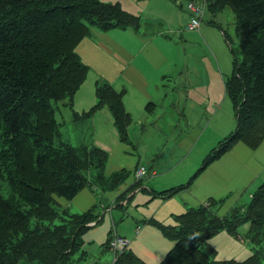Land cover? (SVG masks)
<instances>
[{
  "label": "trees",
  "instance_id": "obj_1",
  "mask_svg": "<svg viewBox=\"0 0 264 264\" xmlns=\"http://www.w3.org/2000/svg\"><path fill=\"white\" fill-rule=\"evenodd\" d=\"M170 1L177 6L176 0ZM189 3L201 7L197 29L189 30V13V31L198 32L206 11L216 16L230 9L235 16L242 58L230 50L232 71L223 87L235 113L236 130L210 150L185 184L151 191L152 198H171L187 189L237 142L255 149L264 141V0H188L186 6ZM141 27L140 16L126 11L120 1L0 0V264H75L85 258L83 236L101 220L97 205L70 213L57 208L56 198L70 201L84 188L96 196L113 192L128 179L129 171L106 175V151L93 144L74 147L63 142L53 103L65 102L72 109L73 97L89 71L76 47L91 30L138 32ZM122 97V91L98 82L96 102L81 117L91 118L106 107L119 142L132 145L131 117ZM154 107L148 103L145 109L151 113ZM140 183L136 180L115 203H127ZM223 201L209 199L189 207L172 216L173 224L148 220L173 242L157 264H264L263 249L242 261H217L208 244L221 231L236 238L245 224L247 240L257 246L264 242V181L248 204L220 217L216 211ZM112 264L147 263L127 247Z\"/></svg>",
  "mask_w": 264,
  "mask_h": 264
},
{
  "label": "crops",
  "instance_id": "obj_2",
  "mask_svg": "<svg viewBox=\"0 0 264 264\" xmlns=\"http://www.w3.org/2000/svg\"><path fill=\"white\" fill-rule=\"evenodd\" d=\"M176 2L177 6L182 8L184 3L180 0ZM123 5L126 11L140 16L134 12L131 3L126 1ZM188 23L189 20L187 25ZM175 29L176 27L169 25L167 33L177 37ZM198 32L200 35L201 30ZM165 33L164 30L155 31L153 28L149 30L140 28L138 32L91 30L86 38L93 39L94 45L86 47V59L82 58L81 61L89 69L86 81L89 79L90 82L87 84L93 88L88 92L89 96L84 99L78 97L79 108H76V112L90 109L95 104L94 91L98 82L111 85L117 92L122 91L124 109L131 117L128 133L132 145L119 142L112 116L106 107L88 118L89 136H93L91 143L108 153L105 172L108 170L110 175L121 169H130L133 165L145 166L147 172L154 177L145 180L144 183L141 182L135 194H141L138 204L146 206V211L149 210L150 204L159 200L157 206L168 207L167 212L160 216L170 217L185 212L189 207L204 204L209 199H224L216 211L217 215L222 217L233 207L248 204H243L240 200L246 193L249 202L253 187L257 183L259 186L264 178V141L255 149L249 148L244 142H237L201 172L187 189L171 198H152L151 191L161 192L185 184L203 161V155L225 135V130L234 129V113L230 102L224 96L222 72H219L218 61L212 58L214 55L211 56V63L210 55L203 57L206 62L204 66L201 63L202 59L196 57L191 59L186 53L184 55L181 51L172 49L178 47L176 45L178 42L169 40ZM182 35H185L184 41L189 45L199 44L205 39L191 33ZM195 60L198 65L194 63ZM93 61L95 64H92ZM81 88L77 90L73 100ZM225 102L228 103L224 108ZM148 103L155 106L151 113L145 109ZM190 123H195L193 128H197L198 131L189 141H183L184 136L190 137L187 131ZM168 140H171L170 147L166 144ZM162 146L164 147L160 148ZM165 150V155L160 157L159 153ZM192 154L195 155V160L189 163L186 160ZM127 159L130 160L129 166H125L128 165ZM130 186L128 185L127 189ZM140 191L141 193H137ZM96 202L97 196L84 188L72 200L60 201V204L64 208L68 209L70 205L76 211L84 212ZM127 203L124 202L122 205ZM153 211L151 216L142 214L138 217L146 223L155 217L156 221L161 222ZM142 232L136 231L137 236ZM163 242L166 248L172 244L170 241ZM142 251L144 260L140 259L147 264H153L152 261L159 259L152 254L154 252L152 248H142Z\"/></svg>",
  "mask_w": 264,
  "mask_h": 264
},
{
  "label": "rangeland",
  "instance_id": "obj_3",
  "mask_svg": "<svg viewBox=\"0 0 264 264\" xmlns=\"http://www.w3.org/2000/svg\"><path fill=\"white\" fill-rule=\"evenodd\" d=\"M100 1L107 3L120 1L122 2V4H125V2L127 1L131 3V5L133 6L134 12L140 14V18L143 23L141 28L147 30H149V28H153L155 31L164 30L166 32L165 36H167L169 40H172L175 43L178 42L176 43V45H178L179 48L178 47L172 48V49H176L175 51L178 52L179 50L183 54L186 53V55L188 57H191V59L193 57L202 59L201 63L204 66L206 65L205 59L203 58L204 56L210 55L209 56L210 63L212 58L216 59L219 63V70H220L219 72H222V84L224 79H226L232 71V54L230 50L233 49L235 56L239 60H241L242 58L240 53L239 40L236 36L235 16L230 9H224L220 11L216 16H212L211 14H209L208 11L204 12L202 25L200 28L201 33L199 35L198 32L189 31L186 27L187 20H189L190 17L189 10L187 9L188 6H186L188 0H180L181 2L184 3L182 5V8H179L178 6L175 5L174 2L172 3V1L170 0H159V1L158 0H100ZM211 22H213L215 25L212 24ZM169 25L171 27H176L175 33L177 37H175L171 33H167ZM222 31L224 32V35ZM184 33L195 34L205 39L199 44L193 45L192 43L191 45H189L187 41H184L185 35H182ZM225 36L227 37L229 42L224 39ZM88 45L90 47L94 45L93 39L89 40L86 38L82 42H80L79 45L76 47V53L77 55L79 54L80 60H82V58L86 59L85 50ZM212 54L214 56L211 58ZM186 62L187 61L184 58V63ZM194 63L198 65V62L196 60ZM92 64H95V61H93ZM89 82H90L89 79L87 81L85 80V82L82 84L83 86L82 85L80 86V88L81 87L82 88L78 93L76 99L73 100L74 105L72 106V109H70L67 105H64L65 102L53 103V106L56 108L55 116L59 125V130H58L59 136L63 142L70 144L74 147H79L81 145H89L92 142L93 136H89V130H90L89 119L81 117V115L87 112L89 108L85 111L76 112V108H79L77 107L78 97H82L84 99L86 96H89L88 92L90 91V89L93 88L92 86L91 87L89 86L90 84H87ZM226 103L228 102L224 103V108L226 107ZM230 107L234 113L232 104L230 105ZM233 117H234V129H226L225 130L226 133L222 137V139L229 136L231 133H233L236 130L235 113ZM227 123L229 124L228 121ZM193 127H195V123L193 124L190 123L188 125L187 131L189 132L190 137L184 136L185 140L183 141H189V139L197 133L198 129L197 128L194 129ZM92 131L93 130H91V132ZM170 142L171 140H168L166 142L167 147H170ZM218 142L219 139L212 148H214ZM163 147L164 146L160 148ZM165 153L166 150L159 153L160 154L159 156L161 157L165 155ZM205 154L202 157L203 159L207 155ZM194 160H195V155L192 154V156H189L186 161L191 163ZM201 163L202 161L198 165L197 167L198 169L200 168ZM127 164L128 165L125 166H129L130 160H128ZM134 166L135 165H133L130 169L125 168L126 170L129 171V177L117 190L113 192H106L104 194H100V196L97 195V202L95 204L97 205L96 213L100 214L101 220L99 223H96L94 227H92L86 234H84L83 236L84 245L82 247V251H84L86 255L84 259L76 261L75 264H94V263L111 264L113 261V255L111 251L108 248H106V242L109 231L111 232V234L116 233L118 236H121L123 238L126 237V239L130 241L128 248L132 249V251L139 258L143 259L142 256L144 252L142 251V248H147V247L152 248V250H154L152 254H155L159 258L155 261H152L153 264H155V262L158 263L164 257L166 252L173 246V242L170 241L172 244L167 248L164 247L163 240L165 241H169V240L163 239L160 236L159 232H157L158 230L154 226H152L151 224L148 225L145 221H143L141 218L138 217L141 216L142 214H144V216L147 217L149 215L151 216V212L154 210L153 211L154 214L156 213L157 216H159L161 222H163L164 224H173V218H172L173 215L170 217L160 216L165 212H167L168 207L165 205L162 207L160 205L157 206L158 203H160L158 202L159 200H155L157 202L150 204L149 210L146 211L145 210L146 206H142L138 204L139 203L138 199L141 194H135V192L138 191L139 189L137 188L133 192L131 199L127 203V205L126 204L121 205V202L115 203L116 198L120 194L126 191L127 186L134 184L136 180L135 179L136 167ZM140 166L145 168V166L143 165H139L138 167ZM145 172L147 174L143 176L141 179H139L140 182L142 183H144L145 180L154 177L150 172H147L146 168H145ZM159 173L160 171H158L157 175H159ZM105 174L108 175V170L107 172H105ZM263 181L264 178L262 179L260 184H262ZM257 186L258 183L257 185H255V187H253L254 191L257 189L256 188ZM7 192L8 189L3 191L5 195L8 194ZM137 193H141V191ZM56 201L59 204L57 205V208L59 209L64 208V206L60 204V201H65V199L56 198ZM240 202H242L243 204L248 203L246 198V193H245V197H243L240 200ZM68 209L70 213H75V212L80 213L70 205ZM55 224L56 225L59 224V221H55ZM137 228L139 229L140 232L143 231L142 234L139 236H137L138 232L136 233ZM247 230H248V224H245L243 226L241 225L238 228L237 230L238 236L236 238L225 231H221L215 236H213L211 239H209L208 244L214 250V255L211 258L217 261L230 260V259L236 261H242L246 259L249 255H251L256 249L264 250V242L260 246H257L252 244L249 240H247L246 238ZM78 256L79 254L76 255V258Z\"/></svg>",
  "mask_w": 264,
  "mask_h": 264
},
{
  "label": "built area",
  "instance_id": "obj_4",
  "mask_svg": "<svg viewBox=\"0 0 264 264\" xmlns=\"http://www.w3.org/2000/svg\"><path fill=\"white\" fill-rule=\"evenodd\" d=\"M187 8L189 10V13L192 14L191 15L192 18L190 19L191 21L190 24L188 25V28L189 30L197 29L199 27V22L197 20V17L201 13V7L199 5H196V3H189ZM135 171H136L135 179L137 180L141 179L146 174L145 168L142 166L137 167ZM138 230L139 229L137 228L136 231ZM128 245L129 242L125 238L118 236L116 233L111 234L108 242V249L111 251L113 255L112 263L128 247Z\"/></svg>",
  "mask_w": 264,
  "mask_h": 264
}]
</instances>
